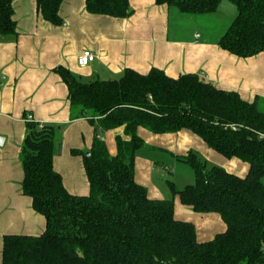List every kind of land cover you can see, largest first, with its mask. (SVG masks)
<instances>
[{"label":"trees","instance_id":"16d2710c","mask_svg":"<svg viewBox=\"0 0 264 264\" xmlns=\"http://www.w3.org/2000/svg\"><path fill=\"white\" fill-rule=\"evenodd\" d=\"M43 19L63 25L64 0H36ZM223 1L237 16L219 46L242 59L264 52V0H156L195 16L215 12ZM14 0H0V36L16 33ZM86 11L125 19L129 0H86ZM57 73L68 87L71 115L95 127L90 150L81 156L90 185L88 195L71 194L54 168L62 152L64 126L28 122L22 147V193L31 198L46 229L39 236L4 237L2 264H264V100L250 103L237 92L217 89L198 75L167 76L152 69H128L114 81L82 83L69 70ZM124 127L112 156L103 135ZM140 128L153 134L188 130L226 159L249 165L240 177L209 166L196 153L183 157L193 184L172 199H152L136 181L135 160L144 142ZM200 214H218L226 230L199 242L192 222L175 218V197Z\"/></svg>","mask_w":264,"mask_h":264},{"label":"crops","instance_id":"0c3cea01","mask_svg":"<svg viewBox=\"0 0 264 264\" xmlns=\"http://www.w3.org/2000/svg\"><path fill=\"white\" fill-rule=\"evenodd\" d=\"M85 2L64 0L60 10L64 24L55 26L39 14L36 0H14L16 33L0 36V137L4 138L0 145V264L5 236H39L46 229L45 218L22 193V147L30 116L40 125L64 126L59 134L62 152L55 157L54 168L71 194L90 192L83 158L71 151L90 150L95 127L87 118L72 117L68 87L57 73L59 68L69 70L82 83L118 80L128 69L147 75L156 68L171 78L196 74L217 89L237 92L244 101L264 100V52L242 59L219 46L237 16L233 3L223 1L213 13L186 16L175 7L157 5L156 0H129L132 15L117 19L88 13ZM86 50L97 59L83 68L78 58ZM138 135L144 145L136 155V181L152 199L171 198L159 180L161 168L186 164L183 157L190 152L237 176L249 172L247 163L224 158L188 130L157 135L140 128ZM117 136L128 139L124 127L103 135L112 156L117 154ZM174 200L175 218L192 222L199 242L226 230L218 214H200L177 196Z\"/></svg>","mask_w":264,"mask_h":264},{"label":"rangeland","instance_id":"374dc122","mask_svg":"<svg viewBox=\"0 0 264 264\" xmlns=\"http://www.w3.org/2000/svg\"><path fill=\"white\" fill-rule=\"evenodd\" d=\"M201 159L209 164V166H215L214 164L205 160V158L201 157ZM167 166H163L161 168L159 174V180L162 183L164 190L167 194L173 198L171 185L173 184L177 190H181L188 185H191L195 181V175L192 168L187 164H166ZM171 182V184H170Z\"/></svg>","mask_w":264,"mask_h":264},{"label":"built area","instance_id":"2783aa9c","mask_svg":"<svg viewBox=\"0 0 264 264\" xmlns=\"http://www.w3.org/2000/svg\"><path fill=\"white\" fill-rule=\"evenodd\" d=\"M197 37H200L199 35ZM97 59L96 55L90 50L84 51L78 58V64L80 67H87ZM28 122H33V118L30 116ZM1 164V160H0Z\"/></svg>","mask_w":264,"mask_h":264},{"label":"water","instance_id":"95a60500","mask_svg":"<svg viewBox=\"0 0 264 264\" xmlns=\"http://www.w3.org/2000/svg\"><path fill=\"white\" fill-rule=\"evenodd\" d=\"M3 139V137H0V145H2Z\"/></svg>","mask_w":264,"mask_h":264}]
</instances>
